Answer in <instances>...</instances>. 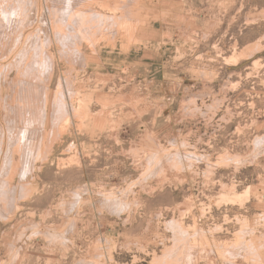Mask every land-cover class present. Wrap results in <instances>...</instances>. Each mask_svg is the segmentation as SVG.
I'll list each match as a JSON object with an SVG mask.
<instances>
[{
	"label": "rangeland",
	"instance_id": "rangeland-1",
	"mask_svg": "<svg viewBox=\"0 0 264 264\" xmlns=\"http://www.w3.org/2000/svg\"><path fill=\"white\" fill-rule=\"evenodd\" d=\"M0 264H264V0H0Z\"/></svg>",
	"mask_w": 264,
	"mask_h": 264
},
{
	"label": "bare ground",
	"instance_id": "bare-ground-1",
	"mask_svg": "<svg viewBox=\"0 0 264 264\" xmlns=\"http://www.w3.org/2000/svg\"><path fill=\"white\" fill-rule=\"evenodd\" d=\"M74 13V12H73ZM70 20V19H69ZM29 131H31V130H29ZM33 131V130H32ZM34 133V132H33ZM29 134H30V132H29ZM32 137V136H31ZM38 137V136H37Z\"/></svg>",
	"mask_w": 264,
	"mask_h": 264
}]
</instances>
